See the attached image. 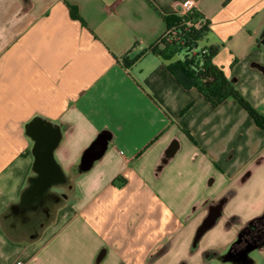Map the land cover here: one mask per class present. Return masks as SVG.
Here are the masks:
<instances>
[{
    "label": "crops",
    "instance_id": "obj_1",
    "mask_svg": "<svg viewBox=\"0 0 264 264\" xmlns=\"http://www.w3.org/2000/svg\"><path fill=\"white\" fill-rule=\"evenodd\" d=\"M185 1L264 116V0H0V264H264V130L149 50Z\"/></svg>",
    "mask_w": 264,
    "mask_h": 264
},
{
    "label": "trees",
    "instance_id": "obj_2",
    "mask_svg": "<svg viewBox=\"0 0 264 264\" xmlns=\"http://www.w3.org/2000/svg\"><path fill=\"white\" fill-rule=\"evenodd\" d=\"M160 15L166 26V33L149 50L163 60H170L179 53L183 54L182 58L167 64L168 70L176 80L185 88L194 87L212 107L226 99L236 100L255 124L264 130V116L242 97L222 69L213 63L212 58L217 52V47L199 46V42L208 32L209 23L203 14L195 7H190L185 12ZM70 16L79 18L74 7H70ZM199 19H202V22L197 26ZM202 49L206 52L202 53ZM136 58L124 64L132 63ZM186 134L192 139L187 131ZM254 225L258 230H262L264 215L255 220Z\"/></svg>",
    "mask_w": 264,
    "mask_h": 264
},
{
    "label": "water",
    "instance_id": "obj_3",
    "mask_svg": "<svg viewBox=\"0 0 264 264\" xmlns=\"http://www.w3.org/2000/svg\"><path fill=\"white\" fill-rule=\"evenodd\" d=\"M56 138V135L52 136L51 139L48 141L44 139L42 136L38 137V144L35 147L37 150V161H36V167L40 171V174L42 175L40 178L36 181V187L35 191L39 192L46 188L51 181L56 179L58 177V171L56 166L52 162L51 158V148L52 144ZM46 166H51V169H46ZM49 170L50 176H45L46 171Z\"/></svg>",
    "mask_w": 264,
    "mask_h": 264
},
{
    "label": "built area",
    "instance_id": "obj_4",
    "mask_svg": "<svg viewBox=\"0 0 264 264\" xmlns=\"http://www.w3.org/2000/svg\"><path fill=\"white\" fill-rule=\"evenodd\" d=\"M190 7H191V3H190V1H185V2L181 3V4L178 6V11H179V12H185V11H187ZM200 21L202 22V19H199V20L196 22V25H197V26L200 25ZM201 52L204 53V52H206V50H205V49H202ZM17 264H22V263H17Z\"/></svg>",
    "mask_w": 264,
    "mask_h": 264
},
{
    "label": "rangeland",
    "instance_id": "obj_5",
    "mask_svg": "<svg viewBox=\"0 0 264 264\" xmlns=\"http://www.w3.org/2000/svg\"><path fill=\"white\" fill-rule=\"evenodd\" d=\"M178 58H182V56H183V54L182 53H179V54H177L176 55ZM53 187V186H52ZM56 189L57 190H60V188H58V187H56ZM48 190V189H47ZM49 192V191H48ZM48 192H45V193H48ZM59 204V203H58ZM258 232H255L254 234H257ZM249 238H250V235H249ZM256 242H253V244H255ZM249 248V247H248ZM251 249V248H250ZM249 249V250H250ZM253 255H255L256 256V254L255 253H253Z\"/></svg>",
    "mask_w": 264,
    "mask_h": 264
}]
</instances>
